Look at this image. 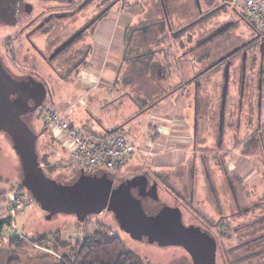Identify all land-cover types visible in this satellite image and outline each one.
I'll list each match as a JSON object with an SVG mask.
<instances>
[{
	"label": "flooded vegetation",
	"instance_id": "af4514ba",
	"mask_svg": "<svg viewBox=\"0 0 264 264\" xmlns=\"http://www.w3.org/2000/svg\"><path fill=\"white\" fill-rule=\"evenodd\" d=\"M111 25L115 26L111 37L120 44L115 40L106 53L116 55L115 67L108 65L103 46L96 42L105 38ZM242 26L247 36L238 35ZM8 30L15 33L14 38L21 41L25 51L21 66H16L13 49L8 48L12 37H0V62L14 80L45 90L41 107L36 110L40 111L57 92H72L80 72L103 66L115 72L120 86L138 91L135 96L124 94L130 104L127 106L136 110L128 122L165 102L191 99L193 157L186 162L185 172L178 165L170 172L82 173L109 179L112 190L128 188L148 215L166 207L178 211L185 226L214 241L215 264L217 260L238 264L254 258L264 264V198L245 203L238 176L230 172L226 162L237 148L242 127L246 131L250 128V132L242 140L240 152L264 130L260 120L264 33L238 12L232 0H19L7 20L0 21V31ZM176 41L185 42L177 44L186 49L183 56L198 50L201 67L184 83L165 88L162 79L169 63L164 66L165 62L157 59H167ZM147 70L154 73L150 86L137 90L135 87L146 81ZM144 98H149L148 105H142ZM38 99L29 101L32 110ZM35 111L26 115V123ZM263 144L261 141L255 148L248 145L247 150L264 152ZM162 190L169 201L160 198ZM243 248L251 252L240 257L238 251ZM182 249L190 260L181 264H196Z\"/></svg>",
	"mask_w": 264,
	"mask_h": 264
},
{
	"label": "rangeland",
	"instance_id": "374dc122",
	"mask_svg": "<svg viewBox=\"0 0 264 264\" xmlns=\"http://www.w3.org/2000/svg\"><path fill=\"white\" fill-rule=\"evenodd\" d=\"M232 3L237 7L238 12L242 14V6L240 3L235 4L234 0H232ZM246 30V27L242 26L238 31V35H241L242 37L247 36L248 33ZM14 34V32H10L9 30L4 32L0 31V37L6 38L5 36L8 35L12 37L8 48L13 49L12 57L15 58V61L18 64L16 66L20 67L21 65L19 61L25 48L21 45L20 40L19 42L18 39L16 40L14 38ZM101 38L103 39V37ZM115 40L118 41V39ZM118 42L116 44L117 46L120 44V42L119 44ZM184 43L185 42H174V47L169 51L170 53L167 59H162L161 56L157 59L159 62H165L164 66H166L167 62L169 63L167 64V68H164L166 76L162 79V84L165 88L174 87L175 85L173 77L175 76V73L179 71L177 67L178 60L182 58L185 59L183 66L188 69L190 77L194 73H197L196 71L201 67L198 62L196 63L199 59L196 57L198 50H196V54L191 53L183 56L186 49L178 48L177 44L181 45ZM98 45L102 47L99 43ZM110 45L111 43L105 47L103 46L104 50L102 54H105V60L109 61L108 65L111 66L113 64V67H115L118 60L116 55L106 53ZM195 64L197 65L195 66ZM171 66L172 69H169L168 67ZM99 68H94L92 70L93 73H91V80H89L90 76H87V80L79 79V73L72 92L70 90L57 92V96L46 101L43 110H36L27 123L33 132L38 135L36 150L43 171H46L49 177H52L61 183L73 182L78 177L79 173L75 167H72L69 163L67 152L62 148L60 142L54 139L51 132L46 128L43 117L46 116L45 114L47 111L61 114L69 112L68 119L72 122L74 127L82 129V133L89 135V125H91L92 128L106 125L108 129L118 125L120 123V115L116 111H119V109L122 108L120 111L126 115L125 130L128 134L124 129L123 131L127 134V139L135 144L137 142L140 146H144L142 144L145 142L148 143L145 144L146 147H144L145 154H139L137 152L136 156L131 157L133 159L128 161V164L115 173L125 174L129 171L153 170L155 168L153 164L155 148L152 147L153 143L150 145L149 141H151V139L149 137L144 138V135L147 134L146 132L148 128H146V123L148 118L149 122L147 127H152L153 124L155 125V123L150 122V120L152 121L153 119L150 112L128 122V117L136 110L134 111L132 105L131 107L127 106L130 104H128L126 100L127 98L124 94L130 92L133 95H136L135 92L138 91L134 92L131 87L127 88L125 86H120L122 90L119 91V89L116 88L114 91L109 92L107 88L112 85L111 81L116 82L117 76L109 67L105 68V66H103L102 68ZM103 72L104 75L102 76ZM150 76L152 75H146V81L135 88H137V90H142L143 86H147L144 87L145 89L148 88L150 86ZM98 77L99 80L97 81ZM83 81H89V83L83 84ZM92 86L97 88L96 92H94V99H89L87 97L84 98L81 94V89H90ZM120 94L122 97H120ZM74 97L75 100L72 99ZM184 101L188 102L186 108L189 109V106L192 103L191 99ZM67 103H69V105ZM174 103L169 102V104ZM180 106V104L177 106L178 110ZM186 114L189 115V110L186 111ZM161 120L163 123H166L167 121L164 119ZM187 120L188 123H186L187 125L186 129H184V134L180 133L179 135L182 137V141L175 144L183 146L184 151L188 152L186 161L181 167H179L181 168L180 170H183L184 172L186 169V162H189L193 157L191 149V124L190 119L187 118ZM260 120L263 125L264 116H262ZM252 125L256 128L255 122ZM92 132L102 134L105 131L102 128H99L94 129ZM249 132L250 128L246 131L245 127H242L236 150L226 158L230 172L238 176L236 179L238 189L243 193L245 203L252 201L255 202L261 200L262 197L264 198V162L262 158L252 154L242 155L240 152V144ZM154 136H156V134ZM185 136L186 138H184ZM156 148L159 149L158 146H156ZM173 169L174 168H160L157 169V171L170 172L173 171ZM19 180L20 172L18 159L14 151L11 149V144L7 138L0 133V221L10 218L11 214L14 213V220L11 218V221H14V227H6L7 229L3 231V234L0 237V264H54L63 255V252L57 254L53 252L52 242H54L53 240H55V238L73 243L74 241H81L85 237L92 236L97 232L100 233L101 237H105L106 235L118 236L124 241L128 249L134 251L139 256L141 264H181L190 260L189 256L182 248L170 246L161 248L155 244H148L146 241L133 240L120 228L113 214L110 212H103L99 215L89 216L82 223L78 222L72 215L59 213L49 216L38 208L29 194L25 193L18 187L17 184ZM159 196L164 202L169 201L167 194H165L163 190L159 193ZM14 199L15 201H17V199L20 200L23 204L26 202V204L16 209L11 201ZM184 221L188 222L189 219L185 217ZM13 235H16V241L23 243L20 248L14 245V239L10 237ZM42 235L46 236L49 241L43 243L41 246L30 244L31 240L37 239ZM18 236L20 237L19 240ZM239 239H241V236ZM250 252V249L243 248L238 251V254L240 257H244ZM258 262L259 259L257 258L251 260L243 259L238 264H258ZM217 264L222 263L217 260Z\"/></svg>",
	"mask_w": 264,
	"mask_h": 264
},
{
	"label": "water",
	"instance_id": "95a60500",
	"mask_svg": "<svg viewBox=\"0 0 264 264\" xmlns=\"http://www.w3.org/2000/svg\"><path fill=\"white\" fill-rule=\"evenodd\" d=\"M17 1L0 0V21L7 20ZM44 96L42 86L31 88L27 82L14 80L0 62V133L7 138L18 158L19 184L41 211L49 216L72 215L82 223L89 216L107 210L133 240L159 247H182L196 264H215L214 241L207 234L185 226L178 211L166 207L148 215L128 188L112 190V182L105 177L81 172L70 183L47 177L36 150L38 135L24 120L26 115L41 107ZM37 97L39 99L32 110L29 101Z\"/></svg>",
	"mask_w": 264,
	"mask_h": 264
},
{
	"label": "built area",
	"instance_id": "2783aa9c",
	"mask_svg": "<svg viewBox=\"0 0 264 264\" xmlns=\"http://www.w3.org/2000/svg\"><path fill=\"white\" fill-rule=\"evenodd\" d=\"M234 3H240L243 16L254 24L258 31L264 33V0H234ZM91 73L93 72L90 69L82 71L79 79L87 80V76H90L91 80ZM68 114L69 112L61 114L47 111L43 118L46 128L67 152L71 166L81 172L94 174L98 170L116 171L122 168L135 152L145 154L143 149L127 139V134L123 130L107 136L92 137L74 126L71 127L66 120ZM11 201L16 209L26 204L18 199ZM11 218L14 220V213L11 214ZM13 220L7 228L14 227Z\"/></svg>",
	"mask_w": 264,
	"mask_h": 264
},
{
	"label": "crops",
	"instance_id": "0c3cea01",
	"mask_svg": "<svg viewBox=\"0 0 264 264\" xmlns=\"http://www.w3.org/2000/svg\"><path fill=\"white\" fill-rule=\"evenodd\" d=\"M113 30H115V26L114 25L109 26L107 28L108 34L105 36V38H103V39L98 38L96 40V42L99 43L101 46H104V47L110 43L112 44L113 42H115V39L113 37H111V33ZM184 60L185 59L182 58V59L177 61V67H178L179 71L178 72L176 71L177 73H175V76L173 75L174 76L173 81H174L175 85L182 84L185 81L190 79V74H189L188 69L183 66ZM197 62L198 61H196V63ZM196 65L197 64H195V66ZM103 75H104V72L102 73V76ZM99 76H100V71H99ZM98 80H99V77H98L97 81ZM85 83H89V81H83V84H85ZM111 84L112 85L107 88V90H109V92L114 91L116 88L119 89V91L122 90V88L120 87V85L117 82L111 81ZM96 89L97 88H94V86H92L90 89L89 88L88 89L87 88L81 89L82 90L81 94L84 98L87 97L89 99H94V92H96ZM120 97H122V95ZM120 97H118V98H120ZM172 103H174V102H172ZM187 103L188 102L184 101V99H179L174 104H169V102H165L163 104V106H161L160 108L154 109L150 112V115L153 118L152 121L150 120V122L155 123V125L153 124L152 127L151 126L147 127L148 122H149V118H148V121L146 123V125H147L146 128H148V129L146 132L147 134L144 135V138L149 137L151 139V141H149L150 145H151V143H153L152 147L155 148V153L153 154L154 155L153 164L155 166L154 169H156V170L160 169V168L161 169H163V168H175L178 165H183L184 162L186 161V158L188 156V152L184 151L183 146L175 145V144L182 141V139H181L182 137L179 135H180V133L184 134V129H186V125H187L186 123H188L187 118H189V115L186 114V111H188L189 109L186 108ZM179 104L181 106L178 110L177 106ZM183 106H185V107H183ZM120 109L122 110V108H120ZM120 109H119V111H116L120 115V123L118 125L110 128V129H108L106 127V125H102V127H93V128L91 125H89V136H92L91 133H93L92 131L94 129H99V128H102L106 132V130H112V129H115L117 127L123 126V129L125 130L126 115H124V113L122 111H120ZM161 119L167 120L166 123H163ZM66 120L68 121L69 124L73 125L72 122L69 121L68 116L66 117ZM172 120H174V121H172ZM78 129L81 132L82 129H80V128H78ZM105 132H103V133H105ZM126 133L128 134L127 131H126ZM155 134H156V136H154ZM97 135H99V134H97ZM184 138H186V136ZM132 143H134V142H132ZM147 143L148 142H145L144 144H142L144 146L138 145L137 142H136V144L135 143L134 144L139 146L141 149L144 150V147H146L145 144H147ZM156 146H158L159 149L156 148ZM136 154H137V152H135L131 157L136 156ZM131 157L129 158L128 161L133 159ZM126 164H128V162Z\"/></svg>",
	"mask_w": 264,
	"mask_h": 264
},
{
	"label": "trees",
	"instance_id": "16d2710c",
	"mask_svg": "<svg viewBox=\"0 0 264 264\" xmlns=\"http://www.w3.org/2000/svg\"><path fill=\"white\" fill-rule=\"evenodd\" d=\"M263 70H264V63H263ZM146 73L147 75L154 74L152 70H147ZM72 99L75 100V97ZM148 99L147 98L141 99L142 105H148L149 103ZM262 103L263 105H262L261 117L264 116V92L262 94ZM67 104L69 105V103ZM42 110L43 108L40 111ZM70 126L72 127L73 125L70 124ZM119 130H123V126L117 127L112 130H106L105 133L99 134L100 136L97 135L96 133H91V135L92 137H102L113 134ZM254 136L255 137L248 143L249 146L255 148L260 145L261 141H263L264 143V130L263 132L259 134H255ZM248 145H246L245 149L241 151L242 155H248V154H252L254 156L256 155L261 157L264 162V152L257 151L256 153V151H251V150L248 151L247 150ZM75 169L77 170L78 173L80 172L79 169L77 168ZM120 169L121 168L117 169L116 171ZM44 173L47 177H49L46 171H44ZM49 178L54 179L52 177ZM17 185L21 190L26 192V190L19 184V182ZM10 224H11L10 218L0 221V237L3 234V228L9 226ZM10 237L14 239L13 241L15 243L14 244L15 246L19 248L22 246L23 244L22 242L16 241L17 240L16 235ZM19 238L20 237L18 236V240ZM48 241L49 240L47 239V237L42 235L37 239L31 240L30 244L32 245L37 244L38 246H41L43 243ZM53 241H54L52 242L53 252L56 254L63 252L62 253L63 255L54 264H141V259L139 258V256L134 251L128 249L124 241L115 235H106L105 237H101L100 233L97 232L92 236L85 237L81 241H74L73 243L61 241L59 238H55V240Z\"/></svg>",
	"mask_w": 264,
	"mask_h": 264
}]
</instances>
